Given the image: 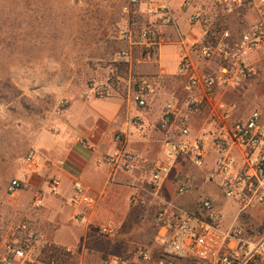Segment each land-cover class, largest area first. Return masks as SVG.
Listing matches in <instances>:
<instances>
[{
    "label": "built area",
    "instance_id": "built-area-1",
    "mask_svg": "<svg viewBox=\"0 0 264 264\" xmlns=\"http://www.w3.org/2000/svg\"><path fill=\"white\" fill-rule=\"evenodd\" d=\"M174 0H130L133 5L147 4L154 26H171L176 21L172 8ZM224 14L257 10L261 18L250 29L235 35L224 30L214 39L191 40L182 36L179 41L178 76L182 79L180 92L171 96L162 109L159 121L161 140L169 149L171 162L157 161L149 174L148 194L157 200L154 213L156 222L165 230L162 260H190L193 264H258L264 262V224L262 228L233 226L222 228L221 210L218 204L225 199L236 206L235 224L249 222L256 213L264 214V112L251 111L245 117H237L235 104L225 102V97L238 91L256 75L257 57L264 53V0H215ZM183 10L193 8L190 24H199L203 12L195 6V0H183ZM131 45L140 43L144 55L142 62L152 63L157 47L162 43L156 38L154 28H145L141 41H133V32L121 34ZM132 55L123 52L119 62H129ZM107 85L98 89L105 96ZM129 96L139 108H146L159 94L152 79L137 78L129 85ZM70 101L63 99L58 114H65ZM200 120V124H199ZM199 124V126H197ZM127 125L120 124L113 134L114 150L102 158V163L125 174H134L138 158L126 147ZM77 141L88 145L78 137ZM26 165L37 170L40 165L38 151L30 149L24 158ZM180 161L201 170L205 182L212 183L220 195L205 194L201 197L199 215L181 209L162 197V183ZM50 193L60 192L61 181H48ZM22 180L13 179L7 192L15 194L24 189ZM178 196L191 192L188 176L176 182ZM224 198V199H223ZM138 196L131 197L137 204ZM224 200V201H225ZM141 201V200H139ZM73 206L93 205L95 199L80 180L73 183L69 199ZM139 204H147L142 199ZM35 208L44 206V194L38 191L33 200ZM221 212V213H220ZM116 223L109 221L100 229L103 236H112ZM41 243V236L29 223H22L9 232H0V264H34V253ZM143 263H154L155 257L148 251L140 253ZM104 264H128L119 257H110Z\"/></svg>",
    "mask_w": 264,
    "mask_h": 264
},
{
    "label": "rangeland",
    "instance_id": "rangeland-1",
    "mask_svg": "<svg viewBox=\"0 0 264 264\" xmlns=\"http://www.w3.org/2000/svg\"><path fill=\"white\" fill-rule=\"evenodd\" d=\"M195 6L203 12L197 30V34L203 33L202 40L209 29L216 27L215 22H219L217 27L221 29L215 36L224 30L238 35L261 18L255 9L224 14L217 8L215 0H195ZM192 11L193 8L188 9L179 18L181 36L186 37L192 30L189 22ZM151 22L153 18L148 13V5H133L130 0H0V232H9L30 222L22 211L15 209L16 203L23 200L24 190L10 194L7 187L29 168L24 161L26 153L32 148L39 151L40 146H44L41 141L57 133V125L64 115L58 114L60 101H70L77 94L86 97L92 93L103 97L98 94V89L105 85L108 86V97L118 91L127 94L126 89L135 80V73H139L138 68L133 67L131 73L129 63H116V60L124 51L132 55L133 60L134 57L142 58L144 53L139 50L140 46L138 53L136 49L132 51L130 43L123 40L121 34L131 30L133 41L140 42L142 30ZM154 30L157 40L163 44L170 45L179 40L177 32L170 26H156ZM176 51L177 46L171 45L164 48L163 53L174 59ZM263 57L262 52L256 59ZM257 67L251 80L225 97L226 103L237 106V117H245L255 109L264 112L263 59ZM173 81L177 85V81ZM73 106H77L76 103ZM92 106L93 115H97L95 110L112 114L115 108L113 100H98ZM157 144L160 146L159 161L171 162L169 149L158 140ZM185 176L192 185L191 192L178 196L176 182ZM139 177L148 182L150 174L145 172ZM165 184L162 183V197L169 202L175 200L173 203L187 211L198 210L205 194L220 195L216 185L204 181L201 170L182 161ZM224 200L217 205L218 209L224 210V216L220 218L222 228H262V212L256 213L258 218L253 217L247 223H233L237 208ZM72 240L71 237L64 241ZM140 256L139 252L131 255L130 264H156L159 260L143 263ZM34 259V264L80 263L76 251L57 246L46 236L37 247ZM164 264L177 263L166 259Z\"/></svg>",
    "mask_w": 264,
    "mask_h": 264
},
{
    "label": "crops",
    "instance_id": "crops-1",
    "mask_svg": "<svg viewBox=\"0 0 264 264\" xmlns=\"http://www.w3.org/2000/svg\"><path fill=\"white\" fill-rule=\"evenodd\" d=\"M182 2L174 0L171 4L176 21L170 27L177 32L178 42L170 45L161 43L152 63L142 62L140 57H134L133 60V56L127 62L131 73L134 71L133 67L138 68L139 73H135V79L149 78L157 85L159 94L149 106L139 108L131 102L128 87L127 94L118 91L116 95L109 97H99L92 93L86 97L83 94L73 96L69 109L57 125V133L41 141L44 144L38 151L41 166L37 170L27 168L16 177L26 187L23 189V200L16 203L15 209L24 213L41 240L45 236L50 237L55 245L76 251L80 256L79 264H104L113 256L130 264L132 260L129 257L143 251L152 253L155 260L159 259L158 262L162 260L165 230L160 228L155 219L157 200L148 194V185L144 183L146 180H141L139 176L145 172L149 174L152 166L159 160L160 146L157 140L163 143L158 129L162 109L164 103L180 92L182 87V79L178 76L179 41L183 34L178 21L186 12L182 8ZM199 28V24L193 25L190 33L186 34L187 37L191 40L202 39L203 33L197 34ZM171 45L178 48L175 60L171 55L163 53L164 48ZM138 46L144 52V49L141 50L144 45L130 44L132 51L136 49L137 52ZM173 79L177 81V85ZM98 100H113L114 112L111 114L95 110L97 115H93L92 105ZM75 103L77 106H73ZM120 124L127 125L126 147L139 160L132 175L102 163L103 156L110 154L115 148L112 138ZM78 137L88 145L78 142ZM172 173L173 170L164 179L165 186ZM54 178L61 181L57 195H52L49 189L48 181ZM75 180H80L95 199L93 205L73 206L69 203ZM38 191L44 194L42 208L33 206ZM135 195L141 201L144 199L147 204L141 205L138 200L137 204L132 205L131 197ZM221 212L224 216L223 208ZM109 221L116 223L115 233L103 236L100 229ZM234 221L235 218L233 223ZM71 237L72 241H64ZM171 260L177 264H193L190 260Z\"/></svg>",
    "mask_w": 264,
    "mask_h": 264
},
{
    "label": "trees",
    "instance_id": "trees-1",
    "mask_svg": "<svg viewBox=\"0 0 264 264\" xmlns=\"http://www.w3.org/2000/svg\"><path fill=\"white\" fill-rule=\"evenodd\" d=\"M215 23H217V25L219 24V22H215ZM217 25H216V27H214L213 29H209V30H208V32H207V34H206L205 41H209V40H211L212 38H214L215 35L217 34V32H219V31L221 30V29H219L220 27H217ZM147 27H148V28H154L155 26H154L153 22H151V24H149ZM156 39H158V38H156ZM124 52H125V51H124ZM143 53H145V51H144ZM117 59H118V58H117ZM117 62H119V61L116 60V63H117ZM256 70H258V69H256ZM253 77H254V76H253ZM253 77H252V78H253ZM103 97H108V95H105V96H103ZM23 186H24V188L26 187L25 184H23ZM195 213L199 215V211H198V210H196ZM258 264H264V262H260V263H258Z\"/></svg>",
    "mask_w": 264,
    "mask_h": 264
}]
</instances>
